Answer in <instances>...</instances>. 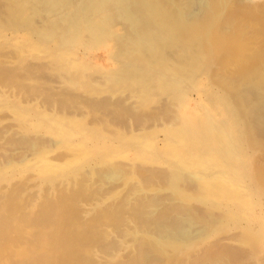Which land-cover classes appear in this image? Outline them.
<instances>
[{
  "label": "bare ground",
  "instance_id": "bare-ground-1",
  "mask_svg": "<svg viewBox=\"0 0 264 264\" xmlns=\"http://www.w3.org/2000/svg\"><path fill=\"white\" fill-rule=\"evenodd\" d=\"M255 2L0 0V22L3 25L12 23L9 26L14 29L31 26L38 40L28 48V53L34 52L41 57L39 62L29 61L24 67L16 59L18 55L10 57L9 53L10 58L0 59V75L10 77L22 71L23 89L29 90L27 84L33 82L36 84L34 87H37L39 82L48 88H45L46 91L42 89L43 93L49 94H43L48 97L42 99L46 105L58 104L62 112L69 110L75 114L74 120L67 113L69 116L62 118L61 115L60 119L45 114L42 116L44 119L39 118L33 126L34 130L40 128L44 132H33L32 127L25 125L31 117L25 107L9 99L0 103L3 111L12 112L14 118L23 121L21 125L28 131L27 134H19L16 130L11 134V128H1L0 167L14 168L31 158V153H35L34 158H38L39 163L34 169L38 170L39 175L46 177L55 173L53 179L45 183V189H41L45 195L42 197L49 199L51 190H59L55 189L59 193L57 201V196L51 195L53 197L50 199L55 200L43 205L39 213L31 215L34 217L28 218L26 215L25 223L31 231V238L29 240L30 235L26 236L29 240H25L27 246L22 243L26 247L19 248L21 254H14L8 253L12 252L13 237L16 233H26V228H19L20 223L17 226V220L11 219V207L17 204L16 201L24 207L26 201L21 204L17 200L23 197L21 193L18 195L16 189L19 188H11L10 194L6 187L0 188V243L4 244L5 254L16 258L10 260V264H108L118 257L120 259L114 262L116 264H247L246 247L241 249L234 243L251 245L254 254L250 250L249 255L256 258L264 255V251H258L260 241L264 240L261 237L264 236L261 233L264 230V191L257 192L256 184L248 175V165L244 162V156L250 151L245 144L247 133L250 140L264 142V6ZM29 9L31 12L28 14L25 11ZM5 15L10 16L14 21L7 18L14 24L7 22ZM120 24L125 27V34L115 29ZM225 40L239 48L237 56L229 58L231 61L227 60L230 61L228 65L219 69L216 75L213 74L217 77L213 80L219 79L226 84V91L220 97L205 93L207 103L195 101L193 107L188 105L190 109H186L191 93L200 87L199 76L213 62L210 59L213 53L205 45L213 43L218 46ZM113 41L121 45L119 53L112 46ZM15 48L19 50L17 45ZM96 50L108 51L110 54L102 56L100 63L97 61V64H93ZM110 57L115 66L105 62L112 64ZM103 63L105 65L101 66ZM94 73H100L101 77L90 78L89 75ZM14 76L15 85L17 75ZM79 79L102 87L77 93ZM114 85H119V88L114 89ZM63 86H66L65 89ZM59 88L63 96L58 99L56 94ZM64 90L72 92L63 94ZM38 91H35L37 98ZM19 95L22 94L16 98ZM35 97L31 99L36 100ZM39 98L41 101L42 97ZM25 103L31 102L26 100ZM142 105H146V109ZM238 110L240 113L235 115ZM61 111L58 112L62 114ZM86 116H91L93 124L97 123L102 129L106 128L108 132L118 135L123 130L135 135L136 131L143 132V127L147 125L151 129H145L151 130V134L132 138L121 150L108 148L109 144L105 146L94 142H91L92 146L87 142L75 144L77 137L85 142L89 135L100 134L96 130L84 131ZM244 117H247L245 122ZM110 132L109 137L116 135H110ZM160 132L163 133L161 139ZM7 136L12 137L7 139ZM55 139L60 140L58 143L67 144L72 154L68 160L64 158L67 162L61 161L64 164H55V159L53 161L50 155L45 156L50 144L58 145ZM120 143L114 140L113 144ZM257 144L263 149L262 143ZM29 161L24 166H31ZM74 164L77 168L72 170ZM91 167L94 168L93 172ZM93 176L95 184L92 183ZM16 185L19 184L16 182ZM67 185H71L70 190L75 188L70 194L65 192L68 187L62 190ZM23 186L28 190L29 185ZM36 188L34 190H39ZM86 189L90 191L86 192ZM26 197L31 198L29 195ZM14 201L16 203L10 207ZM80 201L83 204L93 203L92 212H89L91 216L95 212L94 218H89L93 220L86 218V222L83 219L82 234L79 229L80 233L75 231L78 223L83 222L82 218L79 222L75 221V217L80 218V214L86 210L80 213L82 207L78 205V209L76 206ZM4 203L7 204L5 208ZM14 206L12 208L15 209ZM73 206L75 210L73 208L70 213ZM241 215L246 222L243 229L241 226L233 228V225V229L226 234L228 236L219 243H214L218 239L213 241L214 244L207 243L205 238L199 236L203 232L204 236H209L208 230L224 218L236 220ZM257 220H261L257 226L260 234L255 231ZM63 222H67L68 226L67 223L62 225ZM74 231L76 233L71 235ZM129 235L133 238L131 244L127 243ZM19 243H15L13 248ZM93 245L101 249L97 256L90 253ZM129 247L131 250L128 255L120 253ZM52 251L54 256H50ZM183 254L184 258L180 260L173 256ZM163 255L170 257L168 262H165L166 257H162V262L159 261Z\"/></svg>",
  "mask_w": 264,
  "mask_h": 264
},
{
  "label": "rangeland",
  "instance_id": "rangeland-1",
  "mask_svg": "<svg viewBox=\"0 0 264 264\" xmlns=\"http://www.w3.org/2000/svg\"><path fill=\"white\" fill-rule=\"evenodd\" d=\"M255 4H257V5H261V6H264V0H256V2H255ZM261 8H263V7H261ZM260 8V9H261ZM26 13H30L31 12V9H29V10H27V11H25ZM24 12V13H25ZM26 13H25V16H28V15H26ZM6 15H8L7 13H6ZM5 15V16H6ZM7 17H9V20H13V19H10L11 17L10 16H6V18ZM4 20H6V19H3V21ZM9 20H8V18H7V22H9ZM14 21V20H13ZM13 21H10V22H13ZM4 22H6V21H4ZM9 22V23H10ZM0 40L1 39H6L7 41H5V42H0V59L2 58V59H4L5 57H8V58H10L11 57V55H12V57H13V55L15 56V55H18V57L16 58V59H19V62L22 64V65H24V67L26 66L25 64H27V63H30V62H39V60L41 59V57L38 55H36L37 53H34V52H32V53H28V48L30 47V46H32L34 43H36L37 42V40H38V36H36V34L31 30L32 28H31V26L29 27V26H25V27H23V26H20V27H18L17 29H14V28H12V26H9L10 24H12V23H10V24H6L5 23V25H3L4 23H1L0 22ZM13 24H14V22H13ZM117 27H115V29L118 31V32H121V34H125V31L126 30H124L125 29V27L123 26V25H116ZM26 28H27V30H26ZM9 33V34H8ZM20 38V39H19ZM17 40H19L20 42L22 41L23 42V44L25 43H27L26 45L24 44H22V42L21 43H19V41H18V43H17ZM226 41V40H225ZM221 42V43H218V46H217V44L215 45V44H211L210 43V46H209V44H206L205 45V48L206 49H209L212 53H213V56L210 58V59H213V62H212V64L210 65V67L209 68H207V69H205L204 71H203V73L199 76V79L201 78V80H199V81H201V84H200V87L196 90V91H193L192 93H191V96L189 97V99H188V101H187V106H185V107H188V105H192V106H190V108L191 107H193L194 106V103H195V101H202V102H206L207 103V100H205V96H206V94L205 93H207V94H214L215 96H218V97H220V95H222L223 93L222 92H225L226 90L225 89H227L226 88V84H224V82L223 81H220L219 79H217V80H213V79H216L217 77L216 76H214V75H216L217 74V71L219 70V69H222L223 67H225L226 65H228V63L231 61L230 59H232V58H234V57H236L237 56V51H239V48H238V46H236V45H233V44H231L229 41H226V42ZM29 42V43H28ZM20 44V45H19ZM112 46L114 47V49L119 53L120 51H121V45H119V43L117 42V41H113L112 43ZM15 45H17L18 46V48H19V50H17L16 48H15ZM221 45V46H220ZM217 46V47H216ZM15 48V49H14ZM5 49H6V52H5ZM13 50L12 52H9V51H11V50ZM15 50L17 51V52H15ZM24 50H26V51H24ZM28 54H27V53ZM210 52V53H211ZM9 53H10V57H9ZM12 53H14V54H12ZM17 53V54H16ZM211 53V54H212ZM80 54H82V53H80ZM107 54H110L108 51L107 52H105V51H103V50H96V51H94V56H93V64H97V61L100 63V60H101V57L102 56H104V55H107ZM6 55H8V56H6ZM83 55V54H82ZM20 56V57H19ZM100 57V58H99ZM230 58V59H229ZM12 59V58H11ZM11 59H9V60H11ZM16 59H14V60H16ZM209 59V60H210ZM230 60V61H227V60ZM13 60V59H12ZM110 60L111 61H113L112 59H111V57H110ZM30 61V62H29ZM106 63H109L110 65H112V66H115L116 64L114 63V61H113V63L111 64V62H109V61H105ZM9 65V64H8ZM105 65V63H103L101 66H104ZM96 70H97V68H95ZM100 69V68H99ZM209 70V71H208ZM100 71H101V69H100ZM18 72H20V73H18ZM17 73V74H16ZM208 73V74H207ZM216 73V74H215ZM14 74L15 75H17V77H16V83L17 84H15L14 85V83H15V81H14V78H15V76H14ZM13 74V76L11 75H9L10 77H8V75H6L5 74V77H4V74L2 75H0V77H1V79L3 80V82H2V80H0V83H2V84H0V87H3L4 85V88H0V92H2V94L0 93V103L2 104V102H5L4 101V99H9V100H14V101H16V102H18L19 103V105H20V107H22V108H26L31 114V117H30V119H29V121H28V123L26 124L25 123V125H27V126H30V127H32L33 128V126H34V124H35V121L37 122L38 121V119L39 118H42V116L43 115H45V114H51L52 116H55L56 118H59L60 119V117H61V115H62V118H65V117H67V116H72V119L73 118H75V114H74V112L72 111V114L70 113V111L68 110H65L64 112H62L61 111V108H60V106L58 105V104H56V105H46L45 104V101L44 100H46L48 97L47 96H44V95H46L45 94V92L43 93V90H45V88H46V86L45 85H42L41 83L39 84V82L38 81H35V83L36 82H38L37 84L38 85H41V87L39 86L38 87V85H37V87H34V86H36V84H34V82L32 83V84H27V86H29V90H27L26 91V89H23V86H25V84H23L24 83V73L22 72V71H17V72H15ZM95 75H89V77L90 76H95V77H101V74L100 73H94ZM214 74V75H213ZM2 77H4V78H2ZM21 78V79H20ZM91 78V77H90ZM6 79H8L7 81H8V83L5 81ZM19 79H20V81H19ZM75 79V78H74ZM10 80V81H9ZM80 80V85H79V87H77V93H81V91H87V90H89V91H92V90H94V88L95 87H98V89H101V87H102V85H98V84H95V83H93V82H88V81H83L82 79H79ZM82 80V81H81ZM10 82V83H9ZM14 82V83H13ZM21 82V83H20ZM203 82V83H202ZM4 83V84H3ZM216 83V84H215ZM223 85H222V84ZM8 84V85H7ZM20 84V85H19ZM14 85V86H13ZM17 85H19V86H17ZM221 85V86H220ZM13 86V87H12ZM119 85H114V89L115 88H119L118 87ZM223 86H225V87H223ZM64 87V89H65V87L66 86H63ZM62 87V88H63ZM36 90H35V89ZM37 88H38V90L40 91H38L37 90ZM75 88V87H74ZM225 88V89H224ZM5 89V90H4ZM32 90V92L33 93H35V91H38V98H37V92L35 93V95H32L33 93L31 92V90ZM33 89H34V91H33ZM43 89V90H42ZM67 89H68V86H67ZM8 90V91H7ZM46 90H48V88H46ZM45 90V91H46ZM60 90H62L61 88H59V91L57 92V94L56 95H58V99H59V96H63V95H60V94H62V93H60ZM6 91V92H5ZM14 91H16V92H14ZM21 91H23V92H21ZM29 91V92H28ZM66 91H68V90H66ZM65 90L64 91H62L63 92V94L66 92ZM11 92V93H10ZM25 92V93H24ZM32 94H31V93ZM41 92H42V95H39V94H41ZM68 92H72V91H68ZM14 93V94H13ZM28 95H27V94ZM74 93V92H73ZM4 94V95H3ZM16 94V95H15ZM18 94H22V95H19V97H21V98H19V97H17L16 98V96L18 95ZM44 94V95H43ZM27 95V96H26ZM47 95H49V94H47ZM229 97H230V95L229 94H227ZM12 96V97H11ZM15 96V97H14ZM33 96H36L35 98H37L36 100H38V101H36V100H34V99H31ZM39 97H42L41 98V101L39 100L40 98ZM44 97V98H43ZM60 97V98H61ZM29 98L31 99V101L29 100ZM50 98V97H49ZM17 99H19V100H17ZM42 99H44V100H42ZM57 99V100H58ZM26 100L27 101H29V102H31V103H29V104H26L25 102H26ZM2 101V102H1ZM36 103H35V102ZM44 101V102H43ZM234 101H236V98L234 99ZM38 102V103H37ZM39 102H40V104H39ZM147 102V101H146ZM32 103H33V105H32ZM45 104V107H43V105ZM23 105H25V106H23ZM32 105V106H31ZM209 106L211 105V104H208ZM3 106V105H2ZM1 105H0V107H1V110H0V131H2L3 130V128H5V126H7V128H5V129H10L11 128V130H12V132H10L11 134L13 133V132H16V130H17V132L16 133H19V134H27L28 133V131H27V129H23V125H21L22 124V120L21 121H19L20 119L19 118H14L15 116L13 115V113L12 112H10V111H8V110H4L3 111V107H2ZM51 107H53V108H51ZM185 107H183V109L185 108ZM44 108V109H43ZM47 108V110H45ZM51 108V109H50ZM55 108H57L56 110H55ZM142 108H144V109H146V105H142ZM189 107L188 108H186V109H190ZM50 109V110H49ZM53 109V110H52ZM59 109V110H58ZM185 109V110H186ZM44 110V111H43ZM51 110H52V112H51ZM61 111V113L62 114H60L59 112ZM184 110H181V112H183ZM50 112V113H49ZM148 111H144V113H147ZM10 113V114H9ZM59 113V114H58ZM65 113H67V114H69V115H67V114H65ZM139 113H140V110H139ZM240 113V111L238 110L236 113H235V115H238ZM65 114V115H64ZM12 115V116H11ZM64 116V117H63ZM3 118V119H2ZM11 118V119H10ZM12 118L14 119V120H12ZM34 119V120H33ZM42 119H44V118H42ZM74 120V119H73ZM82 120V119H81ZM81 120H80V122H81ZM95 121V120H94ZM243 121L245 122V121H247V117H244L243 118ZM242 121V122H243ZM83 122H85L84 124H83V127L85 128L84 129V131H91V130H96V131H98V132H100V134L99 135H93V136H90L89 135V137L87 138V141H85L84 142V139H81V138H76L77 140H75V144H81V143H86L87 142V144L88 145H90V146H92V143L91 142H94L95 144H102V145H107V144H109V146H108V148L110 147V148H113V149H117V150H121V149H124L122 146H127V142L128 141H131V140H133L135 137H143V136H145V137H148V135L149 134H151V130L150 131H147L145 128H147L148 130H149V128L148 127H150V125H147V126H145V128L143 127V132L142 131H136V134L135 135H131L130 133H127L128 131L127 130H123L121 133H119V135L118 134H116V132H114L116 135H114V133L113 132H110V135H114V136H110L109 137V132H108V129H102V127H101V125H99V124H93L92 122V119H91V116L90 117H85V121H83ZM10 125H8V124ZM87 123V124H86ZM46 124H50V122H47ZM91 124H93L90 128H89V126L91 125ZM98 127H97V126ZM9 126V127H8ZM14 126V127H13ZM3 127V128H2ZM17 129H16V128ZM238 127H240V126H238ZM247 127V126H246ZM246 127H245V132L247 133V131H246ZM1 128H2V130H1ZM134 128V127H133ZM23 129V130H22ZM144 129H145V131H144ZM150 129H151V127H150ZM37 130V132H41V129L40 128H37L36 129ZM36 130H34V128H33V132L35 131L36 132ZM105 130V131H104ZM18 131H20V132H18ZM127 131V132H126ZM44 132V131H43ZM43 132H41V133H43ZM137 132H139V133H137ZM124 133H126V134H124ZM19 134H16V135H19ZM104 134V135H103ZM122 134V135H121ZM163 133L162 132H160L159 133V139H161V138H163V136H161ZM125 135H127V136H125ZM21 136V135H20ZM122 136V137H121ZM134 136V137H133ZM161 136V137H160ZM247 136H248V139H246V142H245V144L249 147V152L247 153V155L246 156H244L245 158H244V162H245V164H247L248 166H247V169H248V175H249V177L251 178V181L254 183V185L257 187V192H259V193H262L263 191H264V187H263V185H264V160H262L261 161V159H264L263 157V155H264V142H262V141H257V142H259V143H262V144H260L262 147H263V149L257 144V142H256V140L254 141V140H252L253 142H254V145H253V143H252V141L250 140V137H249V134L247 133ZM12 136H10V137H8L7 136V139L8 138H11ZM133 138V139H132ZM58 140V141H57ZM114 140H116V141H121V143L120 144H113L114 143ZM55 142L58 144L57 146H56V144L54 145V144H50V146H49V148H47L46 149V152H45V156L46 157H48L49 155V158H52L51 160H53V159H55V161H54V163L56 164V163H59V164H64L65 162H67V161H64L65 159H67L68 157L70 158V157H72V154L70 153V151L68 150V148H69V146L66 144L65 145V143H58V142H60V140L59 139H55ZM90 143V144H89ZM122 143H124V144H122ZM252 143V144H251ZM63 144V145H62ZM122 144V145H121ZM162 144V143H161ZM256 144V145H255ZM52 145H53V147L54 148H52ZM163 145V144H162ZM255 146V147H254ZM51 147V148H50ZM257 147V148H256ZM253 148H255L254 150H252ZM261 148V149H260ZM259 149V150H258ZM60 152V153H59ZM71 154V155H70ZM32 155V156H31ZM31 155H30V157L31 158H29V159H25L26 161H23V162H25V163H22V164H20L19 166L17 165L16 167H14V168H12V167H8V166H4V167H0V188L2 187V186H4V187H6V191H7V193H9L10 191V189L12 188V190L13 189H16V188H25V186H23V185H29V187H28V190H27V188H25L24 190H19V189H16V190H18V195H20V193L21 194H23V195H20V196H23V197H25V199L23 198V197H19L18 195H17V198L19 197L20 199H17V200H19L20 201V203L22 204V203H24L25 204V201H26V205H28V206H24V204H23V206L24 207H22V205H18L19 204V202L18 201H16L17 202V204L16 205H18V206H14L13 204H15L16 202L14 201L13 203H11V205H10V207L13 205L14 207H16L15 209L14 208H12L11 207V212L13 213V214H11V215H13V217H11V215H10V217H11V219H16L17 220V226H18V224L20 223H22L21 225L19 224V228H21V226H22V228L21 229H23L24 227L27 229V227H26V224L27 223H25V220H26V218H27V216H28V218H29V216H30V218L31 217H34V216H31V215H36L37 214V212L39 213V209L43 206V205H46L47 204V202L48 201H52V200H55V198H56V196H57V198H56V200L55 201H57L58 200V196H59V193L57 192V191H59V190H57V188H54L53 190H51V195H53L55 198L54 199H50V197H53V196H49V199H45V198H43L42 197V195H43V190L45 189V183L47 182V181H51L52 179H53V177L55 176V173L53 172H51V173H49V174H51L50 176L48 175V176H40L39 175V173H38V170H35L34 168L36 167V165L39 163V160H37L38 158H34V157H36V155H35V153H31ZM70 155V156H69ZM260 155V156H259ZM34 159H33V158ZM247 157V158H246ZM258 157H260L261 159H259ZM65 158V159H64ZM32 159V161H29V160H31ZM61 159V160H60ZM63 159V160H62ZM258 159V160H257ZM60 162H59V161ZM68 160V159H67ZM95 161L94 159H91V161ZM28 161H29V163H30V165L31 166H24V164H26V163H28ZM37 161V162H36ZM61 161H64V163H62ZM263 163V164H259V163H261V162ZM36 162V163H35ZM256 162L258 163V164H256ZM32 163H34V165H32ZM156 163H157V161H156ZM249 163V164H248ZM96 164V162L94 163V165ZM260 165L262 166V167H260ZM74 166H75V164H74ZM257 167L258 169H256L255 167ZM22 167V168H21ZM65 166L63 165L62 166V168H64ZM3 170H2V169ZM20 168V169H19ZM75 168H77V166H75L72 170H75ZM92 168V167H91ZM90 169V168H89ZM10 170V171H9ZM84 170H86V169H84ZM90 170H92L91 172H93L94 171V168H92V169H90ZM90 170H88L89 172H90ZM256 172H255V171ZM14 171V172H13ZM15 172L16 173H18V174H16V175H14L15 174ZM255 172V173H254ZM261 172V173H260ZM263 172V173H262ZM134 173V172H133ZM4 174V175H3ZM12 174L14 175V176H12ZM135 174V173H134ZM251 174V175H250ZM258 176H257V175ZM38 175H39V177H38ZM9 176V177H8ZM33 177V178H31V177ZM44 179H43V178ZM121 177V176H120ZM120 177H117L118 179H120ZM20 178V179H19ZM26 178H27V180H26ZM92 178V177H91ZM263 178V179H262ZM94 179H95V176H93V180H92V183L93 184H95L94 182ZM258 179V180H257ZM28 181V182H27ZM38 181V182H37ZM120 181V180H119ZM118 181V182H119ZM256 181H258L257 183H255ZM262 183H260V182ZM263 181V182H262ZM16 182H17V184H19V185H16ZM37 184H36V183ZM40 185H39V184ZM22 184V185H21ZM259 184H260V186H259ZM14 185L16 186V187H14ZM34 185V186H33ZM44 185V186H43ZM57 185H60V183H57ZM9 186V188H7ZM19 186V187H18ZM20 186H23V187H20ZM36 186H38L37 188H36ZM71 185H67V186H63L62 187V190H63V188L65 187L66 189H67V187H68V189L66 190L65 188H64V190H66L65 192L66 193H68V194H70V191H73V188L74 187H72V189L70 190L69 188H71L70 187ZM27 187V186H26ZM40 187V188H39ZM44 187V188H43ZM90 187V186H89ZM3 188V187H2ZM39 189V190H34V189ZM41 189H43V190H41ZM57 191H56V190ZM260 189V190H259ZM5 190V189H4ZM11 190V191H12ZM74 190H75V188H74ZM20 191V192H19ZM25 191H27V192H25ZM37 191V192H36ZM68 191V192H67ZM78 191V190H77ZM90 190L89 189H86V192H89ZM23 192V193H22ZM57 192V194L58 195H56L55 193ZM76 192V191H75ZM25 193V194H24ZM10 194V193H9ZM41 194V195H40ZM26 195H29V196H31V198L30 197H28V198H30L29 199V201H27L28 200V198L26 197ZM35 195V197L34 198H32L33 196ZM38 195V196H37ZM44 197H45V195H43ZM23 198V199H22ZM22 199V200H21ZM32 199V200H31ZM33 199H34V201H33ZM9 201V200H8ZM23 201V202H22ZM34 202V203H30V202ZM36 201V202H35ZM44 201V202H43ZM27 202H28V204H27ZM45 203V204H44ZM84 202H82L81 203V201L79 202V203H77V208H78V205H80L82 208H81V210H80V213L83 211V209H86L85 210V213L83 214V213H81L80 214V218L79 217H75V221L77 220V222H79V220L82 218V220L83 219H85V221L86 222H88V220L90 221V220H93V219H89V218H94V213H92V216H91V212H92V205L91 204H93V203H91V202H86V204H83ZM87 203H89V204H87ZM2 204V203H1ZM5 204V203H4ZM3 204V208H5L6 206H7V204H5L4 205ZM32 206V205H35V206H33V207H30V205ZM38 205H41V206H38ZM86 205V206H85ZM87 205H89V207L87 206ZM20 206V207H19ZM79 206V207H80ZM91 206V207H90ZM0 207H2V205L0 206ZM19 207V208H18ZM26 207V209H23V208H25ZM84 207V208H83ZM74 208V210H75V207L73 206L71 209H70V213H72V209ZM19 209H22L21 211L19 210ZM78 209H80V208H78ZM88 209V210H87ZM13 210V211H12ZM19 210V211H18ZM30 210V211H29ZM38 210V211H37ZM35 211H36V213H35ZM88 211V212H87ZM89 211H91V212H89ZM17 215H16V214ZM19 213V214H18ZM25 213V214H24ZM14 215H15V217H14ZM26 216V217H22V216ZM244 215V214H243ZM243 215H241V216H239V219H236V220H234V219H229V220H227V218H224L222 221H220V223L219 224H216V225H214L213 226V228H211V230H208V232L210 233L209 234V236H204V232L201 234H199V232L197 233V235L199 234V236H201L202 238H205V240L207 241V243H213V241L214 240H217L218 239V241H214V243H219L222 239H223V237H226V236H228V235H226V234H228V232H229V230H231V229H233V228H235V227H240L241 226V228L243 229V227H244V225H246V222H245V220H244V218L242 219V216ZM23 218H21V217ZM90 216V217H89ZM19 217V218H18ZM18 218V219H17ZM86 218L88 219V220H86ZM240 218L242 219L241 221H240ZM239 220V221H238ZM22 221V222H21ZM81 221V220H80ZM259 221H261V220H257L256 221V223L254 224L255 225V227H256V230L255 231H259V232H261L260 231V228L258 227L257 228V226L259 225ZM76 222V223H77ZM231 222V223H230ZM24 223H25V225H24ZM64 224H62V225H65L67 222H63ZM83 223H85L84 222V220H83V222H79L78 223V225H80V226H78L77 225V230L75 229V231L76 232H79L78 231V229L80 230V232H81V234H82V232H83V230H81V229H84V224ZM242 223V224H241ZM83 225V226H82ZM108 225H110V226H112L113 227V225H111L110 223L108 224ZM234 225V227L232 228V226ZM24 226V227H23ZM66 226H68V223H67V225ZM62 227H65V226H62ZM83 227V228H82ZM112 227H109L108 226V228L109 229H111ZM114 228V227H113ZM21 229H19V230H21ZM26 229H24L25 231H26V233H24V234H22V232L19 234H17L16 233V236H14L13 237V242L12 243H14L13 244V246L15 245V243H18L19 241H20V243L18 244V245H16V247H14L13 248V246H12V252H8V253H14V254H21L19 251H20V249L22 248H25L27 245H26V242H25V240H27V241H29L30 240V238H31V231H29L28 229L26 230ZM226 230H228V231H226ZM28 231V232H27ZM72 232L71 233V235L72 234H75L76 232ZM224 231H226V233H224ZM240 231H243V230H240ZM79 232V233H80ZM258 232V234H260ZM28 233V234H27ZM30 233V234H29ZM79 233H77L79 236H80V234ZM261 233H264V230H262V232ZM22 234V235H21ZM25 234H27V235H25ZM75 235V236H77V237H79L78 235ZM212 234V235H211ZM224 234V235H223ZM15 235V234H14ZM23 235H25V238H23L24 236ZM30 235V236H29ZM29 236V240L27 239V237ZM220 236V237H219ZM16 237V238H15ZM47 236H45V238H46ZM222 237V238H221ZM261 237H264V236H262L261 235ZM15 238V239H14ZM18 238V239H17ZM72 238H74V235L72 236ZM215 238V239H214ZM23 239H24V242H22L23 241ZM46 239H48V238H46ZM131 239V240H130ZM132 236L131 235H129L128 236V238H127V243H129V244H131V242H132ZM195 239H197V237H196V234H195ZM15 240V241H14ZM197 241V244H199V241L198 240H196ZM24 245H26V246H23V244ZM133 243V242H132ZM213 243V244H214ZM229 243V242H228ZM263 243V244H262ZM234 244H236L237 246H239L240 248L241 247H243V248H245V252H246V256H245V262H246V258H247V264H251V262L254 264V262L256 263V264H262L263 263V261H264V255H260L261 257H259V258H256V257H254V256H252V255H249V254H251L250 253V250H252V253L254 254V248L251 246V245H245V246H241V245H238L237 243H234ZM0 245H2V247L0 246V249H1V252L2 253H4V254H2V253H0V264H10L11 263V261L10 260H14V259H16L15 257H13V258H11V255H8V254H5V253H7V252H5L3 249H4V244L3 243H0ZM21 245L23 246V247H21ZM244 245V244H243ZM93 247L95 248H93L91 251H90V253H92L91 255H94V256H97V255H99L100 254V251H101V249L97 246V245H93ZM248 247V248H247ZM260 248L258 249V251L259 250H262V252L264 251V240H262V242L260 241V246H259ZM20 248V249H19ZM15 251H14V250ZM242 249V248H241ZM3 250V251H2ZM94 250V251H93ZM131 249H130V247L127 249V250H125L124 251V249H123V251L122 252H120V253H123V254H125V253H127V255L129 254V251H130ZM94 253H93V252ZM16 252V253H15ZM96 252V253H95ZM54 253H53V251L52 252H50V256H54L53 255ZM175 254V253H174ZM263 254H264V252H263ZM8 255V256H7ZM24 255V254H23ZM126 255V254H125ZM243 255H244V253H243ZM1 256H3V257H1ZM6 256H7V258H6ZM10 256V257H9ZM19 256V255H18ZM174 257H176L177 259H179L180 260V258H184V254H183V256H175V255H173ZM252 258H251V257ZM5 257V258H4ZM16 257H17V255H16ZM20 257V256H19ZM162 257H166V258H164L165 259V262L167 261V260H169L170 259V257L168 256V255H163V256H160V260L159 259H157V260H159V261H161V259H163ZM3 258V259H2ZM9 258V259H8ZM11 258V259H10ZM251 258V259H250ZM261 258H262V261H261ZM2 259V260H1ZM120 258L118 257L117 259H115V260H111L112 262H108V264H116V263H114L115 261H117V260H119ZM176 259V260H177ZM255 259V260H254ZM5 262H4V261ZM8 261V263H6ZM178 261V260H177ZM260 261V262H259ZM162 262V261H161ZM168 262V261H167ZM156 263V262H155ZM154 263V264H155ZM158 263H160V262H158ZM99 264H101V263H99Z\"/></svg>",
  "mask_w": 264,
  "mask_h": 264
}]
</instances>
